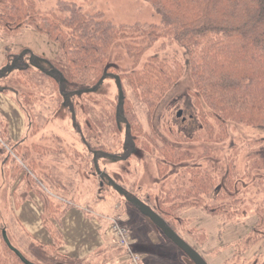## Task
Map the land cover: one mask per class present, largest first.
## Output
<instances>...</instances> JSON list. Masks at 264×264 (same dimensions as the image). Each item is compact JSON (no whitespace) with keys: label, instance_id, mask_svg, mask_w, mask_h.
<instances>
[{"label":"trees","instance_id":"trees-1","mask_svg":"<svg viewBox=\"0 0 264 264\" xmlns=\"http://www.w3.org/2000/svg\"><path fill=\"white\" fill-rule=\"evenodd\" d=\"M37 1L0 0V28L17 31L32 24L59 46L60 54L48 58L29 48L17 53L9 51V62L0 68V77L11 78L25 88H36L42 85L36 79V70L51 84L52 112L66 107L84 150H78L58 136L53 141L52 135L43 134V141L39 143L14 140L9 121L0 115V264H84L60 251L64 245L63 217L76 201L65 194L70 188L59 174V164L53 160L55 156L65 155L72 163H80L77 171L84 172L89 166L99 175V161L103 156H122L102 144L103 133L107 130L120 133L124 124L126 143L132 151L138 147L148 152L155 149L160 155L162 159L157 166L161 177L174 166L195 159L177 146L149 137L124 91L127 83L146 107L147 116L152 118L159 103L182 79L186 68L176 55L167 58L153 55L138 66L145 49L161 38L163 45L176 43L188 56L193 81L191 92L198 103L209 109V115L201 117L207 134L212 135L214 129L208 117L211 115L221 128L229 121L264 127V0H146L160 16V24L132 25H118L105 19L102 12L91 14L76 2L66 0L57 1L52 15H39ZM127 39L140 43H131L133 66L120 72L111 65L119 54L112 56L111 51ZM111 76L120 78L123 97H119L110 114H89L82 97L97 90ZM44 99V95L32 92L19 97L22 108L30 116L28 135L45 129L51 120L50 116L42 123L34 119L44 117L43 104H39ZM196 139V136L185 137L184 141ZM208 152L197 157L202 158ZM261 169L264 170V165ZM238 180L229 172L225 181H221L202 168L190 166L174 185H163L159 196L154 193L129 196L150 206L182 238L189 235L197 239L205 230L186 228L188 217L184 214L189 209H201L233 222L242 219L246 195L236 191ZM101 182L105 185L107 181L102 178ZM32 194H37L43 202L42 222L53 241L41 242L21 225L33 247L49 257L42 262L32 261L26 253L28 249L16 244L3 216L5 209L16 217V210ZM130 203L141 211L138 204ZM255 215L257 220L247 238L250 244L264 240V197L256 206ZM159 231L166 236L161 229ZM186 241L205 259V252ZM125 253L124 249L110 260L118 261ZM101 254L102 251H98L95 255ZM107 261L88 264H106Z\"/></svg>","mask_w":264,"mask_h":264},{"label":"rangeland","instance_id":"rangeland-1","mask_svg":"<svg viewBox=\"0 0 264 264\" xmlns=\"http://www.w3.org/2000/svg\"><path fill=\"white\" fill-rule=\"evenodd\" d=\"M57 1L38 0L39 15H52L51 11L56 10ZM66 1L76 2L91 14L102 12L105 19L112 20L118 25L160 24L161 22L160 16L155 12L151 3L146 0ZM131 43L138 44L140 42H131L130 39H127L122 45L112 48V56L119 54V58L113 59L111 65L120 72L129 70L133 66L134 57L131 55ZM163 43L164 39L161 38L147 47L138 66H142L153 55L161 58L176 55L182 60L186 70L182 79L169 90L159 103L152 118L147 116L146 107L137 99L127 83L124 84V91L144 125V132L149 137L177 146L195 159L174 166L164 177H161L157 166V162L162 159L160 155L155 149L148 152L138 147L132 151L126 143L124 124L120 133L107 130L101 139L102 144L106 147L122 154L120 158L106 155L100 159L98 171L108 175V177L103 178L107 181L105 185L103 182L100 183L102 180L100 174L96 175L89 166L84 172L82 169L77 171V165L80 163H72L65 155L55 156L53 160L59 164V174L70 188L65 191V194L76 201L75 206L70 208L71 213L66 221L67 232H71L72 235L75 231L76 233L82 231L85 236L84 239L93 233L103 237L101 230L92 223L91 217H97L100 220H102L103 215L108 216L109 219L118 217L130 227L134 239L132 248L135 251L142 253V246H146L151 253L153 252L152 255L158 258L160 264L167 263L165 260L176 261V264H194L191 256L183 248L163 236L158 225L148 215H143L141 211L131 205L125 195L116 187H122L125 194L128 193L130 196L136 194L141 197L152 193L159 196L160 191L163 190V185H174L178 177L180 178L190 166L202 168L221 181H225L230 172L239 179L236 191L246 195L242 219L233 222L220 216L208 214L201 209H189L184 214L188 217L186 228L197 227L204 229L205 233L200 232L197 239L189 235L183 236V239L197 246L200 252H205V260L208 264H264V240L250 244L247 239L257 220L256 206L264 197V170L261 169V166L264 165V127L248 126L229 121L225 124V129L218 126L215 122L216 117L211 115L208 117L214 124V129L212 135L207 134L201 117L204 114L209 115V109L204 104L198 103L191 92L193 81L188 56L178 44L163 45ZM24 48H29L48 58L60 54L59 46L49 40L46 35L40 33L32 24L17 31L0 28V68L8 64L7 53L9 51L17 53ZM35 72L37 81L42 83L36 88H25L11 78L0 77V115L8 121L15 119L18 123H22V128L26 131L23 136L21 134L20 141L39 143L43 141L41 137L45 134L52 135L53 141L58 136L64 142L74 144L78 150H84V143L80 135L75 132L66 107L62 106L57 112H52L51 84L48 81V83L45 82L36 70ZM26 92L40 93L45 98L39 102L40 105L43 104L44 117L34 118L35 121L42 123L46 117H51L45 129L40 130L35 135H28L30 116L19 102L20 95ZM119 97L120 87L117 77L111 76L107 77L97 90L87 93L82 99L89 114L102 115L103 113L110 114L113 111ZM180 112H182L181 116H179ZM193 136H196L197 139L189 142L184 141L185 137ZM51 139L47 140L50 141ZM206 150L209 152L202 158L197 157ZM70 164L74 165L70 166ZM34 195L32 194V197L21 206V215L17 211L15 217L11 212L7 213L3 209V216L10 228V235L17 241L16 244H21L28 249L26 253L32 261L40 260L42 262L49 257L33 247L21 225L25 224L33 238L40 241L47 240L46 235L48 234L41 223L40 209L37 203L33 201ZM151 231L156 233L155 238ZM143 240L145 242H142ZM68 241L70 240L68 239ZM70 242V245L68 244L70 251H76L77 254L86 251L88 247V245H82L78 238L73 243L72 240ZM103 249L101 255H88L85 256V261H80L88 264L103 263L104 260H108L105 262L106 264H116V260H110L112 255L124 252L125 248L112 239V242ZM142 254L144 255V253ZM124 259L125 254H123Z\"/></svg>","mask_w":264,"mask_h":264},{"label":"crops","instance_id":"crops-1","mask_svg":"<svg viewBox=\"0 0 264 264\" xmlns=\"http://www.w3.org/2000/svg\"><path fill=\"white\" fill-rule=\"evenodd\" d=\"M13 120L14 121H12V119L9 120L10 134L13 137L14 140H19V138L22 137L23 134H25L26 130H23L21 122L18 123V121H16L15 119H13ZM23 131H24V133H23ZM21 134H22V136H21ZM33 197H34L33 201H35L37 203V206L40 209L41 223L43 224V222H42V214H43V211H44L43 202L39 198L38 195H34ZM19 209L16 210V212L18 211L20 213L22 208L20 209V211H19ZM84 210H85V208H84ZM89 211H92V210H89ZM70 213H71V209L63 217L62 228H61V230L63 232V235H64V245L61 246L60 251L62 253H64L65 255H67V256H69V257H71L73 259H78L79 261L80 260H84L85 261L86 260L85 256H88V255L91 256V255L96 254L98 251L104 250L103 247H105L109 243H111L112 239L114 240L113 236L110 234V231H109V227H110L109 218H107L108 216H104V215L102 216V220H100L97 217H91L92 223L95 225V227L97 229L101 230L103 237L100 236V235L97 236V235H95L93 233V235H89V237L87 239H84L85 236H84L82 231L80 233H76V231H75L74 234L71 235V232H67V225H66V221L69 218ZM86 213H87V211H86ZM20 215H21V213H20ZM23 225L25 226L24 223H23ZM26 229H27V227H26ZM45 230H46V233L49 236L46 235L47 240H42L41 242L51 243L53 241V239H52L50 233L48 232V230L46 228H45ZM27 231L30 233V231L28 229H27ZM151 232H152L151 234L155 238L156 237V233L154 231H151ZM77 238H78V241H80V243H82V245H88V247L86 248V251L84 250V251H82V253H79V254H77L76 251L75 252L74 251L71 252L70 248L68 246V244L70 245V243H71L70 241L71 240H72V243H73V241L75 239H77ZM68 239L70 241H68ZM37 240H39V239H37ZM142 242H145V241L143 240ZM155 242H157V239H155ZM105 243H107V244H105ZM141 252L144 253V257H145L144 264H160L159 261H158V258L155 255H152L153 252L151 253L149 251V249L146 248V246H142V251ZM78 255H82V256L79 257ZM165 261H167V263H165V264H176V261H171V260H165ZM128 262L129 261L127 260V258H125L123 260V255H122L119 258V260L117 261L116 264H129Z\"/></svg>","mask_w":264,"mask_h":264},{"label":"water","instance_id":"water-1","mask_svg":"<svg viewBox=\"0 0 264 264\" xmlns=\"http://www.w3.org/2000/svg\"><path fill=\"white\" fill-rule=\"evenodd\" d=\"M118 85L120 87V97H123V89L122 84L120 81V78L117 77ZM182 115V112L179 113V116ZM118 191L122 192L126 199L130 202H134L138 204L140 207V210L145 214L148 215L157 225L158 227L166 234L167 237L172 239L175 243H177L181 248H183L192 258V260L196 264H208L207 261L201 256V254L193 247L191 246L186 240H184L178 233H176L172 228L167 226L159 214H157L150 206L142 202L137 197H130L128 194H125V191L122 187L117 186L116 187Z\"/></svg>","mask_w":264,"mask_h":264},{"label":"built area","instance_id":"built-area-1","mask_svg":"<svg viewBox=\"0 0 264 264\" xmlns=\"http://www.w3.org/2000/svg\"><path fill=\"white\" fill-rule=\"evenodd\" d=\"M110 220L109 231L116 243L125 248V258L129 264H144V255L132 248L134 239L130 227L123 223L120 218L112 217Z\"/></svg>","mask_w":264,"mask_h":264},{"label":"flooded vegetation","instance_id":"flooded-vegetation-1","mask_svg":"<svg viewBox=\"0 0 264 264\" xmlns=\"http://www.w3.org/2000/svg\"><path fill=\"white\" fill-rule=\"evenodd\" d=\"M100 173V172H99ZM105 176H107L108 177V175L106 174V173H100V177H102V178H104ZM110 182V181H109ZM104 184V183H103ZM125 191V190H124ZM126 194H128V193H126ZM129 195V194H128Z\"/></svg>","mask_w":264,"mask_h":264}]
</instances>
